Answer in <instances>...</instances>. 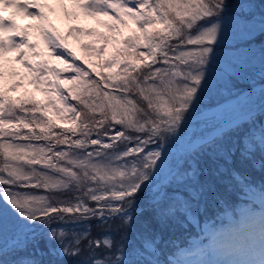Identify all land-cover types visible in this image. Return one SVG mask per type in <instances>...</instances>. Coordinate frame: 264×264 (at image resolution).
Instances as JSON below:
<instances>
[{"label": "snow or ice", "instance_id": "1", "mask_svg": "<svg viewBox=\"0 0 264 264\" xmlns=\"http://www.w3.org/2000/svg\"><path fill=\"white\" fill-rule=\"evenodd\" d=\"M58 3L68 20H79L80 13L106 17L110 23L98 22L108 34L72 27L62 35L45 11L55 9L40 0H0V253L8 247L14 264H64L59 257L81 256L85 247L92 252L101 241L88 240L87 230L72 241L45 226L59 221L57 227L84 228L96 220L118 227L119 246L105 239L103 258L92 255L81 264H132L128 240L136 234V264H159L157 239L176 220V188L149 197L155 202L143 209L137 204L155 182L166 144L201 96L228 26L232 50L252 49L264 39V11L258 20L252 8L235 11L244 0ZM18 17L37 23L22 27ZM73 33L102 45H81L100 60L89 67L101 71L76 63L67 45ZM33 39L46 51H37ZM259 51L264 54V47ZM12 52L26 75L15 69L7 75L27 79L48 97L46 103L8 95L23 86L5 88L4 57ZM50 60L66 68H54ZM64 71L73 75L62 81ZM257 158L264 161V125L246 123L209 139L190 156L195 167L184 184L189 199L181 202L183 210L195 212L193 201L215 198L218 184L251 189ZM259 187L264 192V184ZM253 264H264V256Z\"/></svg>", "mask_w": 264, "mask_h": 264}, {"label": "rangeland", "instance_id": "2", "mask_svg": "<svg viewBox=\"0 0 264 264\" xmlns=\"http://www.w3.org/2000/svg\"><path fill=\"white\" fill-rule=\"evenodd\" d=\"M41 1H44V3L49 6V8L55 9L56 12L55 11L49 12L47 9L45 11L49 16V20L51 21V23L60 31V33L62 35H67L68 29L72 28V27L82 28L85 30H95L97 32L104 33L106 35L108 34L107 29L102 27L101 23L98 22V21H105V22L110 23V21H107L106 17L89 18V17L83 16V14L80 15L79 20L72 21L71 24L69 25V27H67L64 30V28H62V26L59 24V22L56 21L57 14L60 11L58 0H40V2ZM249 3L251 5L253 4L249 1H246L243 3L244 11H248L249 6H250ZM69 4L70 3L66 2L65 6L67 7ZM51 14H54V16L52 17ZM5 15H7V13H5ZM17 22L22 27L27 26V25H34L37 23L36 21L28 20V19H25L23 17H18ZM129 27H132L131 22H129ZM228 28H229V26H228ZM122 31L124 32L125 35L129 34L128 29H122ZM230 33H231V31H226L225 39L223 40V43L221 45V46L225 47L226 50H224L223 52H222V50H219L214 54V58H213L211 65H210L211 69L218 67V64H220L219 62L221 60H225L226 55L231 54V52H228L229 51L228 48L233 47L234 41L232 40ZM83 36L84 35H78L76 33H73L71 36H68L67 37L68 48L72 49L73 51H76L75 53L77 55H81L83 57H86V59H84V58L82 59L83 65L86 68H88L89 70H91L93 72L101 71V69H99V68L92 69L89 67L92 64L100 63V60L98 58L95 59L93 54H90V53L84 51L83 49L79 48V45L82 42ZM33 42L34 43L38 42L40 44V47L37 49V51H42V49H43L42 47L44 46L43 42L37 41L35 39H33ZM95 42H96V38H95ZM101 46L102 45L97 44V47H101ZM111 48H112V46L109 45V51H111ZM246 50L247 49H244V51H246ZM16 56H17V54L15 52H12V53L6 54L4 57V69H5V73H6L4 84H5L6 89L12 83H21L23 86L20 89H18L16 92H9L8 95L12 96L13 98H18V97L24 98L25 94H28V95L34 97L36 100L41 101L42 103H46L48 97H46L43 92L37 91L36 88L33 85H31L27 79L21 81L19 79V77L12 78V77L7 75V73L11 69H15L16 71L20 72L22 75H26L24 72L23 66L15 63ZM9 60H12L13 63L9 64L8 63ZM62 65H65V64H62ZM242 65H245V63H242ZM211 69H209L207 80H206V86L203 89V92L200 96V99L195 103L194 107L190 110V113L188 114V116L203 114L200 111L204 108V104L207 105L209 103V101H213L215 99L221 98L224 95L232 93L235 89L243 88L245 86V84L253 83V82H256L260 78H264V64H262V63L259 64V67L257 69H251V71H249L248 73L244 72V70L242 68H239V69L233 71L231 73L230 77H225L224 75H222V76L221 75H215L212 73ZM106 71L107 70H104L105 74H106ZM65 74H66L65 78L73 75V73H71L69 71H66ZM235 77L241 81H236ZM251 77H254V78L252 80H248V78H251ZM62 81H63V79H62ZM63 87H65V88L72 87V85L64 83ZM196 105H199L200 107L199 106L196 107ZM253 123L255 124V126H259V127L264 125V122L262 124H260V122L257 123V121H252L249 124H253ZM239 125H242V124H239ZM239 125H237V126H239ZM64 126L67 127V125H64ZM219 135H221L220 132L217 133V136H219ZM177 159H178V157L176 155L175 156L173 155L171 160H169V161H170V163H173V161H176ZM262 164H264V161L260 160L259 158H257L255 160V162L251 168L252 177H255L261 173H264V170H262V168H261ZM184 167L186 170L190 169L191 167H195V165L193 164V161L190 159V156L187 159H185ZM187 172H189L187 175H183L182 172H181V174H179V173L176 174V176L172 177L167 183L166 190L169 188H176V194H175V200L177 201L176 220L173 223H171L167 228H165L163 233H162V236L157 239V242H159V244H161V245L166 244L168 242L169 238L173 237L174 234H177L178 231L184 230L186 228V224L188 226L189 222L194 221V220L196 221V219H197V218H194L191 216V218L186 219V223H185L183 220L182 213H184V212L188 213L189 211L181 210V207H180L182 205L181 202L184 199H189L188 196L184 195V193L186 191H188V189H186L184 187V184L186 181L191 179V177L193 175V168H191ZM172 173H174V172L171 171L170 175ZM226 185H227V183L218 184L217 185V193L219 191H222V189H224V187ZM166 190H164L162 192H157V193L146 191L145 196L142 197L141 200L138 202L137 209L138 210L143 209L145 207L146 203L155 202L153 200L148 199L149 197L157 196V195L159 197H163L166 193ZM193 202L195 204V207L200 206V207H205V208H211L215 203V198L208 199V200H201V201H199V203H195V201H193ZM233 222L234 221H229L228 223L230 224ZM262 225H263L262 222L245 223L246 230L252 238V242H253L252 248L257 249L259 252V255L264 256V231H258V230H260ZM97 228L99 229V231H101L102 229L111 230L114 233V236L111 237V239H110L107 237H98V236H93L91 234H88V236H87L88 240L99 239L101 241V247L100 248L94 249L92 252H89L88 248H86L83 255L78 256V257L66 258L64 256H61L59 258L61 260H64L65 264L81 263L82 261L88 260L90 256L95 255L96 252L103 250V249H106V247L103 243V241L105 239H108L110 241H114L119 246V241L121 240V233L119 232L118 227L116 225L101 226L98 224ZM70 240H72V239H70ZM75 240H76V237H74L72 241H75ZM137 240H139L138 234L130 236V238L128 240V242H129L128 244L130 246L129 259L132 262V264H134L138 259L137 252L135 250ZM49 247H51V245H49ZM245 248H250V246L246 245ZM225 251H226L227 256L228 255L229 256H234V255L237 256V253L235 251H227V250H225ZM251 254L252 253L249 252V257ZM117 255H120L122 259L124 258L121 253H117ZM260 259H261L260 256H258L255 259L247 258V259L239 260V261H243V263H239V264H253V262L259 261ZM220 261L223 262V264H226V258H224V260L220 258ZM227 264H231V263H227Z\"/></svg>", "mask_w": 264, "mask_h": 264}, {"label": "trees", "instance_id": "3", "mask_svg": "<svg viewBox=\"0 0 264 264\" xmlns=\"http://www.w3.org/2000/svg\"><path fill=\"white\" fill-rule=\"evenodd\" d=\"M249 1L253 3L252 5L249 6V9L252 8L253 11L257 13V20L259 19V13L261 11H264V0H244V2ZM233 5L237 3V0H232ZM256 6H255V5ZM243 3L238 5L236 8H234L235 11H240L243 9ZM257 8V9H256ZM248 9V10H249ZM244 10V9H243ZM231 26L227 28L226 31H231ZM257 35H259L257 33ZM261 47H264V39L259 40V42L254 43L252 45V49H247L244 51V49H240L239 51L232 50L233 47L228 48V52H231V54L225 56V60H221L218 64V67L211 69L212 73L215 75H224L225 77H230L231 73L239 68H242L244 72L248 73L251 71V69H257L259 67V64L262 63V54L259 50ZM221 48H225L221 46ZM220 48V50H221ZM247 52V53H246ZM242 63H245V65H242ZM242 66V67H241ZM254 77L248 78V80H252ZM236 81H241L238 80L235 77ZM238 90V89H235ZM61 222H57L56 224H52L51 228H55L57 232H60L63 230L66 235L68 236L69 239H72L74 237L77 238L78 234L84 230H87L88 234H91L93 236H98V237H107L110 238L114 236V233L111 230H104L102 229L99 231L97 228L98 222L96 220H91L90 222L86 223L84 225V228H79V227H68L67 224H64L63 228L57 227L58 224ZM83 244H86V241H82ZM129 243V242H128ZM87 247H85L86 249ZM84 249V251H85ZM107 251V249L100 250L95 253V256L97 258H103V254ZM13 254V253H12ZM14 256V254H13ZM77 264V263H76Z\"/></svg>", "mask_w": 264, "mask_h": 264}]
</instances>
